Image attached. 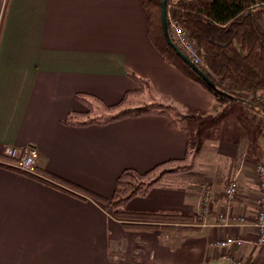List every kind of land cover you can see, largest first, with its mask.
<instances>
[{"label":"crops","instance_id":"crops-1","mask_svg":"<svg viewBox=\"0 0 264 264\" xmlns=\"http://www.w3.org/2000/svg\"><path fill=\"white\" fill-rule=\"evenodd\" d=\"M129 71L152 88L129 95L136 105L159 101L174 114L196 115L187 118L195 123L225 104L162 59L148 37L142 0H8L0 31V152L34 145L38 168L105 197L123 168L144 171L181 158L192 131L164 115L64 122L85 119L79 113L88 107L77 94L111 105L138 88ZM87 98L93 111L102 109ZM240 107L234 108L242 117L240 134L222 139L211 124L196 136L188 171L165 175L126 205L195 215L208 181L210 209L198 231L125 229L97 200L80 201L0 166V264H225L214 242L226 235L244 240L233 249L236 257L264 264V243H256L253 225L264 118ZM233 178L238 193L231 213L244 221L224 226L213 216L225 212L223 189ZM120 241L116 256L111 247Z\"/></svg>","mask_w":264,"mask_h":264},{"label":"trees","instance_id":"trees-1","mask_svg":"<svg viewBox=\"0 0 264 264\" xmlns=\"http://www.w3.org/2000/svg\"><path fill=\"white\" fill-rule=\"evenodd\" d=\"M1 2L0 31L8 0H3L2 5ZM142 5L148 15V37L162 59L212 93L219 102H225L218 109L215 106L214 113L209 117L214 132L218 130V120L228 112L231 103L242 105L264 118V0H166L169 37L172 39L171 23L176 22L202 59V64H194L202 74L186 63L168 43L161 21V0H142ZM127 74L138 88L125 92L119 101L111 105L104 104L95 96L77 94V98L88 107L86 112L79 113L85 119L72 122L68 118L64 122L74 125L105 124L126 117L159 114L178 124L182 119L197 117L193 114H173L171 105L159 101L140 105L132 103L129 99L131 93L151 92L152 88L148 80L130 71ZM87 97L99 101L101 110L105 111L103 117L90 116L93 107ZM189 133L186 151L181 158L159 162L144 171L123 168L116 177L110 197L91 192L38 167L36 173L24 172L13 166L1 152L0 166L80 201L88 198L97 200L113 211L125 229H160L182 234L200 230L202 216L177 210L130 209L126 205L131 198L146 195L165 175L185 172L192 167L197 147L191 149L194 140L189 137Z\"/></svg>","mask_w":264,"mask_h":264},{"label":"built area","instance_id":"built-area-1","mask_svg":"<svg viewBox=\"0 0 264 264\" xmlns=\"http://www.w3.org/2000/svg\"><path fill=\"white\" fill-rule=\"evenodd\" d=\"M172 41L183 52V54L194 64H202V59L198 56L193 43L187 38L185 31L176 22L171 23ZM2 154L10 159L13 166L18 169L36 173V164L40 156L38 148L34 145L14 146L7 145L2 149ZM257 186L259 195L257 199V211L254 221L256 231V243H264V165L257 164ZM238 193V185L235 178L231 179L223 189L226 209L225 212H219L213 216L216 221H222L224 226L230 225V220L237 219L244 221L243 216L234 217L231 213L232 201ZM212 195V184L203 182L201 186V195L198 202L197 215L205 218L209 214V204ZM244 240L240 237L226 235L218 238L214 246L220 248L222 252L218 256L225 264H262L258 261H249L238 258L234 255L233 249L242 246Z\"/></svg>","mask_w":264,"mask_h":264},{"label":"rangeland","instance_id":"rangeland-1","mask_svg":"<svg viewBox=\"0 0 264 264\" xmlns=\"http://www.w3.org/2000/svg\"><path fill=\"white\" fill-rule=\"evenodd\" d=\"M3 2V0H2ZM1 2V5H2ZM1 8V7H0ZM221 102V101H220ZM225 102H221L220 104H224ZM220 105V106H221ZM240 107L242 105H237V103H231L230 105V111L228 112V114L226 116H222L218 121V130L216 131V133L222 138V139H234L236 137L237 134H240V128L239 126V122L241 121L242 117L240 112L235 111V107ZM242 109H245L244 107H240ZM247 110V109H245ZM249 111V110H248ZM172 112V111H171ZM173 113V112H172ZM174 114V113H173ZM98 116V117H103V115H105V111H102L101 109L98 111H93L92 114L90 116ZM210 116H204L201 118V121H196L194 123V121H190L187 118L186 119H182L180 120V123L183 127H187L190 131H192V139L194 140V144H198L199 139L196 137L198 135H200L202 132L205 133V129L210 126L212 123L209 120ZM254 118L251 117L249 119V121H252ZM253 123V122H252ZM254 126L256 127V123H254ZM195 129V130H194ZM238 130V131H237ZM196 131V132H195ZM252 130H250L251 133ZM195 132V133H194ZM252 134V133H251ZM256 135V133H255ZM263 135V134H262ZM260 140V148H263L262 146H264V140H263V136L259 137ZM191 149H193V146H190ZM40 175V174H39ZM43 176V175H40ZM44 177V176H43ZM45 178V177H44ZM208 182V181H207ZM79 186V185H78ZM113 213V211H112ZM114 215V213H113ZM115 216V215H114ZM122 226V225H121ZM122 228H124L122 226ZM121 242V241H120ZM114 246V247H113ZM111 247L112 251H114V255L116 256H120L121 252H122V248H123V243H119L117 245H113ZM110 249V252H111Z\"/></svg>","mask_w":264,"mask_h":264},{"label":"water","instance_id":"water-1","mask_svg":"<svg viewBox=\"0 0 264 264\" xmlns=\"http://www.w3.org/2000/svg\"><path fill=\"white\" fill-rule=\"evenodd\" d=\"M161 21H162V26L164 30V35L168 41V43L176 50L177 54L190 66L196 68V70L200 72V70L192 63L184 54L183 52L175 45V43L172 41V39L169 37L168 34V29H167V23H166V0H161Z\"/></svg>","mask_w":264,"mask_h":264}]
</instances>
